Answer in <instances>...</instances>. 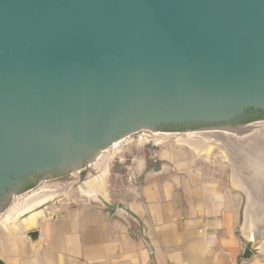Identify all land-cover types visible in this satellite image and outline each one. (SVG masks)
I'll return each mask as SVG.
<instances>
[{
  "label": "water",
  "instance_id": "obj_1",
  "mask_svg": "<svg viewBox=\"0 0 264 264\" xmlns=\"http://www.w3.org/2000/svg\"><path fill=\"white\" fill-rule=\"evenodd\" d=\"M247 110L264 111V0H0V212L144 129L223 134L234 171H261L264 119L230 124ZM183 125L206 127L162 129Z\"/></svg>",
  "mask_w": 264,
  "mask_h": 264
},
{
  "label": "crops",
  "instance_id": "obj_2",
  "mask_svg": "<svg viewBox=\"0 0 264 264\" xmlns=\"http://www.w3.org/2000/svg\"><path fill=\"white\" fill-rule=\"evenodd\" d=\"M167 145L171 146L135 157L118 175L121 184H112L105 192L111 204L122 203L139 220L143 237L134 220L119 217L96 200L52 199L0 224V260L4 264H264L253 254L243 259L247 245L237 233L239 213L230 198L194 167L191 153L181 149L190 148L176 142ZM29 232L36 233L34 242Z\"/></svg>",
  "mask_w": 264,
  "mask_h": 264
},
{
  "label": "rangeland",
  "instance_id": "obj_3",
  "mask_svg": "<svg viewBox=\"0 0 264 264\" xmlns=\"http://www.w3.org/2000/svg\"><path fill=\"white\" fill-rule=\"evenodd\" d=\"M154 133L161 132H152L144 129L125 137V141L121 144L122 146L119 151L112 154V156L106 160L103 167L99 165L100 167L98 168L99 161L94 160L90 169H85L81 171L80 174L72 173L62 177L40 180L37 185L24 192L18 195L12 194L8 205L0 212V224H8L6 220L8 221L7 218L10 217L13 208L18 202L23 201L27 196L42 189L55 190L57 192L52 198H49L47 202L52 199L55 203H60V200L66 202L71 199L80 198L81 196L83 198L92 199L93 197L87 196L82 192L81 187L78 186L79 177L81 176L86 182L93 176L100 175L101 180L96 184L97 191L110 202L111 198L105 193L106 190L113 188L111 187L112 184H121L120 176L118 175H122L121 173L125 172L126 166L132 165L135 157L139 155L142 156V154L145 153L162 150L165 146H171L167 144H174L176 138H178V134H175L172 135L175 137L167 141L169 143L162 142L160 144H154L153 142H141L142 138L139 136L142 134L151 135ZM203 133L201 134L204 139L201 136L199 137V134H197L198 136L195 134L189 136L188 138L192 137L191 140H194V143H186V146L190 149L186 147H182L181 149L191 153L194 167L203 173L204 179L214 184L224 192L226 197L230 198L231 203L239 213V223L237 226L238 235L243 242L246 243L247 247L252 250L253 255L264 261V169L261 171L254 169H239L234 171L228 159L226 148L221 145L220 141L215 142L211 139L207 140L205 135L209 132ZM208 147L210 148L208 149ZM239 165L241 166V164ZM22 215L24 214L19 215L18 218ZM250 222L251 224H249ZM246 224L250 225V228L248 227L249 235L244 232ZM253 233H255L257 237H255L256 235L254 236Z\"/></svg>",
  "mask_w": 264,
  "mask_h": 264
},
{
  "label": "bare ground",
  "instance_id": "obj_4",
  "mask_svg": "<svg viewBox=\"0 0 264 264\" xmlns=\"http://www.w3.org/2000/svg\"><path fill=\"white\" fill-rule=\"evenodd\" d=\"M257 126H262V125H255V126H252V128L250 129H255ZM203 132H184V133H174V134H170V133H154V134H151V135H148V134H142L141 136H139L140 138H142V141L141 142H153L154 144H160L162 142H165L167 140H169L170 138L172 137H175V136H172V135H175V134H178V138H176L175 142L178 143V144H184L186 145V143L188 144H191L190 142H193L194 140H191L192 137L188 138L189 136L191 135H197L199 134V137L201 136L202 137V134ZM222 133L225 134H230V133H227L225 131H223ZM201 134V135H200ZM238 133H235V134H231L230 136H232V138H236L238 140V138L240 137H237L239 135H237ZM204 135V133H203ZM235 135V137H234ZM198 136V135H197ZM223 134H220V133H217V132H214V131H210L207 135H205V138L208 140V139H211L212 141L214 140L215 142L217 141H220L222 142V137ZM245 136V135H244ZM204 139V137H202ZM205 139V140H206ZM189 140V141H188ZM125 141V137L122 138V139H119L117 141H115L110 147L109 149H106L105 151H102L98 154L96 160L99 161V164H98V168L100 166H104L106 160L108 158H110L112 156V154H114L115 152L119 151V149L121 148V144ZM194 143V142H193ZM197 144V143H196ZM198 145V144H197ZM189 146V145H188ZM210 147H208L209 149ZM207 149V150H208ZM100 165V166H99ZM97 166V165H96ZM101 180V177L100 175L98 176H93L91 179H89L88 181L84 182V187H81V190L83 193H85L87 196H90V197H93V193H98L97 191V188H96V184L99 183ZM98 181V182H97ZM237 183V182H236ZM239 183V182H238ZM247 184V183H246ZM247 190H250V189H247ZM246 190V191H247ZM257 192V191H256ZM57 192L55 190H47V189H42V190H39L37 192H34L32 193L31 195L27 196L22 202H18L15 207L13 208L11 214H10V217H8V221L12 218H15V217H18L19 215L23 214L25 211L27 210H30L32 209L35 205H38V204H42L43 202H45L46 200H48L49 198H52V196H54V194H56ZM263 193V192H262ZM261 195V194H260ZM263 195V194H262ZM252 197V196H251ZM250 197V198H251ZM260 197V196H259ZM262 198V197H261ZM254 200V199H253ZM251 204V203H249ZM253 204V202H252ZM255 205V204H254ZM251 211V210H250ZM262 214V213H261ZM256 215V214H255ZM253 217V216H252ZM7 221V220H6ZM251 224V222L249 223ZM246 224V227H247V230H246V227L244 228L245 229V233H248L249 235V226ZM249 227V228H248ZM260 230V229H259ZM263 232V230H262ZM254 236L256 235L255 233H253ZM245 235V234H244ZM247 235V234H246ZM247 235V237H248ZM257 237V235L255 236ZM249 239V237H248Z\"/></svg>",
  "mask_w": 264,
  "mask_h": 264
},
{
  "label": "trees",
  "instance_id": "obj_5",
  "mask_svg": "<svg viewBox=\"0 0 264 264\" xmlns=\"http://www.w3.org/2000/svg\"><path fill=\"white\" fill-rule=\"evenodd\" d=\"M262 119H264V111L247 110L246 112H244L242 116L232 120L230 124L232 125L247 124V123H251V122L262 120ZM166 131H176V130L171 129V130H166Z\"/></svg>",
  "mask_w": 264,
  "mask_h": 264
},
{
  "label": "flooded vegetation",
  "instance_id": "obj_6",
  "mask_svg": "<svg viewBox=\"0 0 264 264\" xmlns=\"http://www.w3.org/2000/svg\"><path fill=\"white\" fill-rule=\"evenodd\" d=\"M202 127H206V126H196L194 127V125H183L181 127H176V128H162L163 130H176V131H187V130H194V129H200ZM42 176H33V177H28L25 178L19 185V190L25 189L27 187L32 186L33 184H35V182H37Z\"/></svg>",
  "mask_w": 264,
  "mask_h": 264
},
{
  "label": "built area",
  "instance_id": "obj_7",
  "mask_svg": "<svg viewBox=\"0 0 264 264\" xmlns=\"http://www.w3.org/2000/svg\"><path fill=\"white\" fill-rule=\"evenodd\" d=\"M128 179L130 180L131 178H130V177H128Z\"/></svg>",
  "mask_w": 264,
  "mask_h": 264
}]
</instances>
